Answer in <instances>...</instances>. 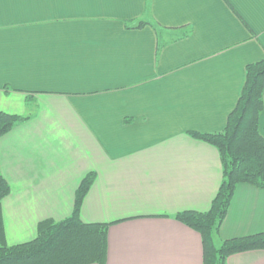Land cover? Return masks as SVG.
I'll use <instances>...</instances> for the list:
<instances>
[{"label":"crops","instance_id":"1","mask_svg":"<svg viewBox=\"0 0 264 264\" xmlns=\"http://www.w3.org/2000/svg\"><path fill=\"white\" fill-rule=\"evenodd\" d=\"M263 58L264 0H0V113L24 117L0 137L7 244L71 216L94 173L80 217L111 223L104 264H203L175 215L209 210L223 165L190 132L224 129ZM262 232L264 187L239 183L215 241Z\"/></svg>","mask_w":264,"mask_h":264},{"label":"trees","instance_id":"2","mask_svg":"<svg viewBox=\"0 0 264 264\" xmlns=\"http://www.w3.org/2000/svg\"><path fill=\"white\" fill-rule=\"evenodd\" d=\"M264 107V58L246 66V80L222 131L190 134L215 146L223 165V181L207 211L186 210L175 218L199 232L203 243V264H227L229 256L264 249V232L215 241L239 183L264 187V136L260 116ZM24 117L0 113V137ZM88 174L75 194L71 216L60 221L43 220L37 236L9 246L6 242L2 201L11 186L0 170V264H104L107 231L111 223H87L80 217L83 200L94 181Z\"/></svg>","mask_w":264,"mask_h":264},{"label":"rangeland","instance_id":"3","mask_svg":"<svg viewBox=\"0 0 264 264\" xmlns=\"http://www.w3.org/2000/svg\"><path fill=\"white\" fill-rule=\"evenodd\" d=\"M217 244H219V243H217Z\"/></svg>","mask_w":264,"mask_h":264}]
</instances>
